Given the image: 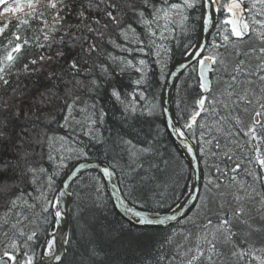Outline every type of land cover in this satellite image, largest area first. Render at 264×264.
<instances>
[{"label":"snow or ice","instance_id":"snow-or-ice-1","mask_svg":"<svg viewBox=\"0 0 264 264\" xmlns=\"http://www.w3.org/2000/svg\"><path fill=\"white\" fill-rule=\"evenodd\" d=\"M0 264H264V0H0Z\"/></svg>","mask_w":264,"mask_h":264},{"label":"trees","instance_id":"trees-1","mask_svg":"<svg viewBox=\"0 0 264 264\" xmlns=\"http://www.w3.org/2000/svg\"><path fill=\"white\" fill-rule=\"evenodd\" d=\"M211 39H212V37L210 36L209 40H211ZM178 57H180V51L179 50H177L176 55L174 57V60L177 59ZM170 66H171V64H170ZM173 94H175V92H173ZM173 108H174V105H173ZM180 155H181V159H183L182 154H180ZM189 176H190V173H189ZM74 227H75V224H74V221L72 220V217L70 215V229H69V231H71ZM152 234L153 233H150V235H152Z\"/></svg>","mask_w":264,"mask_h":264},{"label":"water","instance_id":"water-1","mask_svg":"<svg viewBox=\"0 0 264 264\" xmlns=\"http://www.w3.org/2000/svg\"><path fill=\"white\" fill-rule=\"evenodd\" d=\"M209 38H210V36L207 37L208 40H209ZM180 59H182L181 56L178 57L177 59H175V60L173 61V63H174L176 60H180ZM170 67H171V66H170ZM172 91H174V90H172ZM165 99H167V97H165ZM168 106L173 107V105H168ZM181 153H182V152H181ZM182 155L184 156L183 153H182ZM190 175H191V173H190ZM68 207H69V209H70L71 204H69ZM65 228H66V230H68V231H69V229H70V215H69L68 217H66Z\"/></svg>","mask_w":264,"mask_h":264},{"label":"bare ground","instance_id":"bare-ground-1","mask_svg":"<svg viewBox=\"0 0 264 264\" xmlns=\"http://www.w3.org/2000/svg\"><path fill=\"white\" fill-rule=\"evenodd\" d=\"M174 92V91H173ZM182 154V153H181ZM183 156V155H182Z\"/></svg>","mask_w":264,"mask_h":264}]
</instances>
